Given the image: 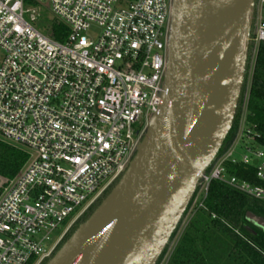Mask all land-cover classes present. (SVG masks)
<instances>
[{
    "label": "built area",
    "instance_id": "obj_1",
    "mask_svg": "<svg viewBox=\"0 0 264 264\" xmlns=\"http://www.w3.org/2000/svg\"><path fill=\"white\" fill-rule=\"evenodd\" d=\"M172 1L0 0V139L27 156L0 195V264H44L127 170L162 103ZM42 7L66 29L63 42L36 28ZM254 9L257 48L264 0ZM93 26L95 38L86 35ZM243 105L232 144L199 179L193 211L205 210L211 181L264 202V184L226 169L255 161L264 182V152ZM242 144L251 159L234 157Z\"/></svg>",
    "mask_w": 264,
    "mask_h": 264
},
{
    "label": "water",
    "instance_id": "obj_2",
    "mask_svg": "<svg viewBox=\"0 0 264 264\" xmlns=\"http://www.w3.org/2000/svg\"><path fill=\"white\" fill-rule=\"evenodd\" d=\"M254 8L172 1L160 109L127 170L46 264H157L233 125ZM247 219L264 230V219Z\"/></svg>",
    "mask_w": 264,
    "mask_h": 264
},
{
    "label": "trees",
    "instance_id": "obj_3",
    "mask_svg": "<svg viewBox=\"0 0 264 264\" xmlns=\"http://www.w3.org/2000/svg\"><path fill=\"white\" fill-rule=\"evenodd\" d=\"M50 36L57 42H63L67 36L66 29L59 24L56 30L52 28ZM252 37L253 33L250 35L249 54L238 108L218 156L223 154L234 140L244 102L246 121L255 127L259 136L255 145L264 149V43H259L256 48ZM254 52L253 68L250 71L248 65ZM246 79H249L248 84ZM247 86V96L244 100ZM26 160L27 156L22 150L0 142L1 176L13 178ZM226 169L229 175L239 180H246L254 185L264 184L255 179L256 168L252 165L228 163ZM108 193L109 191L105 196ZM203 202L205 210L193 211L187 228L168 259V264H264V230L247 219L248 213L264 219V202L248 198L218 181H211ZM98 203L99 201L64 236L54 253L90 216ZM190 205L191 203L189 207Z\"/></svg>",
    "mask_w": 264,
    "mask_h": 264
},
{
    "label": "rangeland",
    "instance_id": "obj_4",
    "mask_svg": "<svg viewBox=\"0 0 264 264\" xmlns=\"http://www.w3.org/2000/svg\"><path fill=\"white\" fill-rule=\"evenodd\" d=\"M41 14V17H40V21L38 22V24L36 25V28L41 32L43 33L44 35L47 36L48 34V31H50L52 28H54V30H56V28L58 27V25L60 24V22L56 19V17L54 16V14H52L51 10L49 8H44L42 7L41 10H40V13ZM98 28L93 26L91 27L89 30L86 31V35L88 37H91V38H95L98 34ZM255 53L253 54V57L251 58V60L249 61V65L250 66V71H252V68H253V61H254V57H255ZM2 58V53L0 52V60ZM246 82L248 84L249 82V79L247 80L246 79ZM247 91H248V86L246 88V92H245V96H244V100L246 99V96H247ZM0 142L1 143H4L8 146H11L9 144H7L6 142H4L3 140L0 139ZM13 146V145H12ZM16 147V146H14ZM17 149H21L20 147H16ZM255 149L259 150V151H263L264 152V149H259V148H256ZM248 156L249 159H251L252 157L250 156L249 152L245 149L244 145H238L236 148H235V151H234V157L236 159H240L242 158V156ZM24 166V165H23ZM23 169V168H22ZM21 169V170H22ZM20 170V171H21ZM17 172L16 175L13 176V178L15 176H17L19 173ZM13 178H9V177H4V176H1L0 175V195L1 193L3 192V189H4V186H5V183L6 182H9L11 180H13ZM193 199V197H192ZM190 200V207L188 208L187 207V210L186 212L184 213V215L182 216L181 218V222L180 224L177 226V228L175 229L174 233L172 234V236L170 237L169 239V242H168V245L167 247L165 248V250L163 251V253L161 254L160 257L162 258H159L161 259V262H157V264H168V259L170 257V255L172 254L175 246L177 245L178 243V240L181 236V234L184 232V230L187 228V224L189 222V220L191 219L192 217V214H193V208H192V205H193V200ZM61 229H56L53 231V233H51L50 237L51 239L53 240L54 238H56L58 236V234L60 233ZM158 259V260H159Z\"/></svg>",
    "mask_w": 264,
    "mask_h": 264
}]
</instances>
